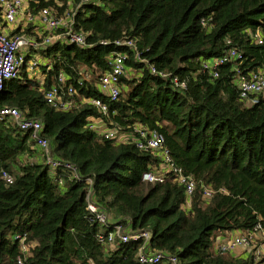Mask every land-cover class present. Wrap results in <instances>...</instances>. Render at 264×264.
<instances>
[{
  "label": "trees",
  "instance_id": "obj_1",
  "mask_svg": "<svg viewBox=\"0 0 264 264\" xmlns=\"http://www.w3.org/2000/svg\"><path fill=\"white\" fill-rule=\"evenodd\" d=\"M43 8L56 17L72 11L73 33L91 47L58 41L31 51L37 66L4 82L0 109L40 120L51 158L77 177L42 164L29 132L0 117V173L11 177L10 184L0 179V264H141L140 240L99 242L109 226L86 211L87 189L109 222L149 233L145 251L158 252L159 264L171 257L176 264H264L248 253L213 249L217 236L256 226L264 234V96L244 106L234 82L236 72L264 73V0H34L27 6L31 13ZM14 33L40 38L29 25ZM114 42H131L134 49ZM229 48L238 52L236 62L201 69ZM115 52L125 56L124 74L116 100L101 115L83 100L104 103L96 82ZM51 86L62 88V99L71 87L75 107L47 105L43 94ZM97 120L127 140L115 143L85 128ZM134 127L159 133L173 165L193 180L187 204L172 175L160 183L141 181L160 162L153 152L135 148ZM204 187L211 191L206 199Z\"/></svg>",
  "mask_w": 264,
  "mask_h": 264
},
{
  "label": "built area",
  "instance_id": "obj_2",
  "mask_svg": "<svg viewBox=\"0 0 264 264\" xmlns=\"http://www.w3.org/2000/svg\"><path fill=\"white\" fill-rule=\"evenodd\" d=\"M34 0H0V19L7 26H15L18 16H22L23 25H29L34 28L35 33L40 37L39 41L28 39L23 35L14 33L7 36L0 30V90L5 81L17 79L23 72L30 73L37 66V58L35 55H29L33 50L46 48L58 41H65L75 45L79 49L86 50L91 44L86 43L84 36L73 33L72 31V11L65 12L62 16L56 17L50 9H40L35 13L29 12L27 6ZM257 44H261V40L257 33L253 35ZM100 45L106 43L100 42ZM229 44V42H227ZM115 46H126L134 49L131 42H114ZM24 56L28 58L24 60ZM136 57V54L134 55ZM239 58L238 52L234 48H229L227 52L218 59H211L209 62H202L201 69L213 70L216 66L224 63L236 62ZM125 56L120 53H112L108 56V70L97 78L98 90L105 96L104 103L99 99L83 100L88 103L101 115L107 114V103L116 100L119 93L118 81L123 76V62ZM45 65V64H44ZM151 73H154L150 69ZM161 79H169L168 75L159 73ZM216 74L212 72V77ZM82 78L87 81L88 75L83 72ZM64 80L62 74H58L56 82L61 84ZM171 84L181 90L183 83L177 82L175 78L169 79ZM235 86L238 91V97L244 106H250L256 103L259 95L264 96V73L256 70L248 73L246 76L235 73ZM81 85V83H78ZM62 88L51 86L43 94V99L47 105L59 110L66 111L75 107L72 96L75 91L71 87H66L64 95L66 99H62L60 91ZM0 117H7L11 123L21 132H29L30 139L38 148L42 164L49 167L51 171L59 166L70 171V175L76 178V172L73 168L66 164H60L54 161L50 156V148L46 139L40 136L42 123L40 120L24 119L22 114L13 108H1ZM85 128L95 132L105 140H114L115 143H123L127 140L124 133L115 129H110L100 121H89ZM133 132L137 134L138 139L135 142V148L138 150H148L153 152L159 160L158 169L152 172H145L141 176V181L146 183H160L167 175H172L175 183L182 187L185 195L186 204L192 194L195 183L193 180L184 176L181 170L173 165L167 151L163 147V137L155 132H145L144 130L134 127ZM0 179L5 184H10L11 177L5 173H0ZM60 185V182H58ZM86 184H90L87 180ZM202 198H209L211 191L208 188L202 189ZM85 209L92 216L93 220L103 227L109 226V231L102 236H98L99 242L107 245H113L115 241L126 243L129 241L140 240L141 244L137 249V260L141 264H159L161 255L158 252L146 253L145 245L148 242L149 233L145 231L127 232L124 226L115 222L108 221L107 215L91 201V191L87 189L85 197ZM213 249L220 253L236 254L237 250L243 249L242 254H250L254 261L263 260L264 262V234L258 226L250 232H232L223 236H217ZM240 254V255H242ZM168 264H176L174 258H167ZM91 264V263H88Z\"/></svg>",
  "mask_w": 264,
  "mask_h": 264
},
{
  "label": "crops",
  "instance_id": "obj_3",
  "mask_svg": "<svg viewBox=\"0 0 264 264\" xmlns=\"http://www.w3.org/2000/svg\"><path fill=\"white\" fill-rule=\"evenodd\" d=\"M23 20H22V16H18L17 18V23L15 26H7L5 25L1 19H0V30L6 34L7 36H10L15 29H20V30H24L26 28V25H23ZM28 25V24H27ZM31 27V26H29ZM33 28V27H32ZM34 29V28H33ZM238 252V251H237Z\"/></svg>",
  "mask_w": 264,
  "mask_h": 264
},
{
  "label": "rangeland",
  "instance_id": "obj_4",
  "mask_svg": "<svg viewBox=\"0 0 264 264\" xmlns=\"http://www.w3.org/2000/svg\"><path fill=\"white\" fill-rule=\"evenodd\" d=\"M237 251H238V252H236V254H239V255H240V254H242L241 252L244 251V250H243V249H239V250H237Z\"/></svg>",
  "mask_w": 264,
  "mask_h": 264
}]
</instances>
